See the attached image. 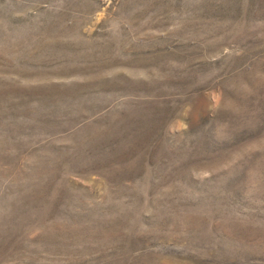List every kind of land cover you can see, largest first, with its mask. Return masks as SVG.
<instances>
[{"label":"rangeland","instance_id":"rangeland-1","mask_svg":"<svg viewBox=\"0 0 264 264\" xmlns=\"http://www.w3.org/2000/svg\"><path fill=\"white\" fill-rule=\"evenodd\" d=\"M0 264H264V0H0Z\"/></svg>","mask_w":264,"mask_h":264}]
</instances>
